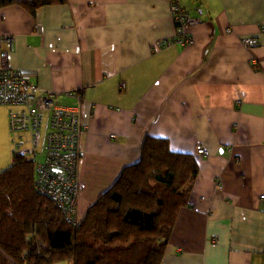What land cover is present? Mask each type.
<instances>
[{
	"label": "crops",
	"instance_id": "obj_1",
	"mask_svg": "<svg viewBox=\"0 0 264 264\" xmlns=\"http://www.w3.org/2000/svg\"><path fill=\"white\" fill-rule=\"evenodd\" d=\"M179 1L198 19L193 45L155 49L177 33L170 0L14 2L0 5V35L15 38L13 67L81 108L82 219L146 136L167 138L199 174L161 264H264V0ZM13 108L0 105V171Z\"/></svg>",
	"mask_w": 264,
	"mask_h": 264
},
{
	"label": "trees",
	"instance_id": "obj_2",
	"mask_svg": "<svg viewBox=\"0 0 264 264\" xmlns=\"http://www.w3.org/2000/svg\"><path fill=\"white\" fill-rule=\"evenodd\" d=\"M65 0L19 2L31 11ZM141 158L88 208L75 229L35 188L34 160L13 154L0 171V264H161L179 211L190 203L198 161L167 138L146 136Z\"/></svg>",
	"mask_w": 264,
	"mask_h": 264
},
{
	"label": "built area",
	"instance_id": "obj_3",
	"mask_svg": "<svg viewBox=\"0 0 264 264\" xmlns=\"http://www.w3.org/2000/svg\"><path fill=\"white\" fill-rule=\"evenodd\" d=\"M169 8L177 33L172 38H161L155 49L193 45L189 29L198 19L179 0H170ZM242 40L246 46L255 42L252 38ZM14 43V36L0 35V105L14 106L9 111L13 154L34 160L36 190L53 200L64 219L78 229L82 220L78 164L86 131L81 108L60 105L55 91L40 87L32 74L13 67L9 56ZM198 154L208 155L209 151L201 146Z\"/></svg>",
	"mask_w": 264,
	"mask_h": 264
},
{
	"label": "rangeland",
	"instance_id": "obj_4",
	"mask_svg": "<svg viewBox=\"0 0 264 264\" xmlns=\"http://www.w3.org/2000/svg\"><path fill=\"white\" fill-rule=\"evenodd\" d=\"M80 225H81V223H80ZM53 264H75V261H71V260H60V261L54 262Z\"/></svg>",
	"mask_w": 264,
	"mask_h": 264
}]
</instances>
